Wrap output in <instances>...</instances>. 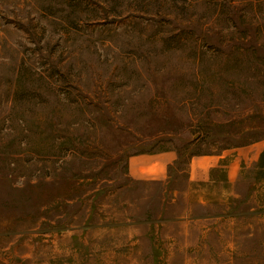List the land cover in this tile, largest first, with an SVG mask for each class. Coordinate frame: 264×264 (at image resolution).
Here are the masks:
<instances>
[{
  "label": "rangeland",
  "instance_id": "374dc122",
  "mask_svg": "<svg viewBox=\"0 0 264 264\" xmlns=\"http://www.w3.org/2000/svg\"><path fill=\"white\" fill-rule=\"evenodd\" d=\"M0 264H264V0H0Z\"/></svg>",
  "mask_w": 264,
  "mask_h": 264
}]
</instances>
